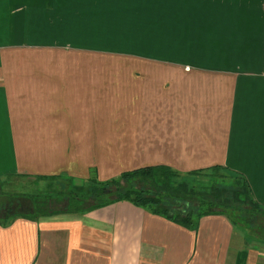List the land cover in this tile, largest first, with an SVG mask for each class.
Returning <instances> with one entry per match:
<instances>
[{
    "label": "crops",
    "instance_id": "obj_1",
    "mask_svg": "<svg viewBox=\"0 0 264 264\" xmlns=\"http://www.w3.org/2000/svg\"><path fill=\"white\" fill-rule=\"evenodd\" d=\"M160 165L227 166L264 202V0H0V178ZM12 221L0 264H264V234L225 214Z\"/></svg>",
    "mask_w": 264,
    "mask_h": 264
},
{
    "label": "trees",
    "instance_id": "obj_2",
    "mask_svg": "<svg viewBox=\"0 0 264 264\" xmlns=\"http://www.w3.org/2000/svg\"><path fill=\"white\" fill-rule=\"evenodd\" d=\"M36 178H50L57 188L17 196L2 192L0 186L1 224L9 225L17 216L85 214L125 200L194 230L205 215L225 214L243 230H254L264 218V204L255 198L247 178L223 165L185 173L165 165L148 166L106 181L98 180L95 171L86 179L66 177V182L61 175Z\"/></svg>",
    "mask_w": 264,
    "mask_h": 264
},
{
    "label": "rangeland",
    "instance_id": "obj_3",
    "mask_svg": "<svg viewBox=\"0 0 264 264\" xmlns=\"http://www.w3.org/2000/svg\"><path fill=\"white\" fill-rule=\"evenodd\" d=\"M92 172H91V174H92ZM95 173H97L96 170H95ZM13 176L14 175H12V177H5V178L1 177L0 178V186H2V192L4 191L5 193H8V194H17V196H19V194H25V193L30 194V195H34V194H36L38 192H42V191L43 192L44 191L50 192L53 189H56L57 185H58V183H54L50 178L46 181V180H40V179L35 178V177L32 178L31 176H27V175H25L26 177H24V178H21V176H16V177H13ZM66 177H71V176L68 175L67 172H65V174L61 175L62 181L66 182ZM97 177H98V175H97ZM21 179H23V180H21ZM98 180H100V179H98ZM81 181H83V180H81ZM102 181H106V180H102ZM262 182L263 183H262L261 193H259V197L262 198V200L264 201V179H262ZM54 192L55 191H53V194H54ZM259 202L264 204V202H262V201H259ZM58 207H61V206L58 205ZM258 223H259V226L255 227V229L253 231H255L254 234L260 240L262 237V234H264V218H262V221H260ZM250 229H249V231H250ZM247 230H248V228H247ZM239 231H241V230H238V233H240ZM241 233H243V232L241 231Z\"/></svg>",
    "mask_w": 264,
    "mask_h": 264
}]
</instances>
